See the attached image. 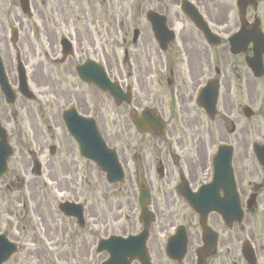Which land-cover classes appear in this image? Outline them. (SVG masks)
<instances>
[{"label": "flooded vegetation", "instance_id": "1", "mask_svg": "<svg viewBox=\"0 0 264 264\" xmlns=\"http://www.w3.org/2000/svg\"><path fill=\"white\" fill-rule=\"evenodd\" d=\"M242 2L29 0L30 19L18 4L2 7L20 33L4 40V70L16 89V52L33 93L8 104L0 91L17 154L0 188L15 204L23 193L31 201L22 231L9 233L25 245L12 264H102L99 241L143 231L140 196L151 264H264V149L254 150L264 146V47L248 42L253 28L264 36V0ZM25 107L36 117L26 125ZM63 113L92 120L122 184L79 155ZM63 202L79 204L83 220L61 214ZM168 242L182 259L167 257Z\"/></svg>", "mask_w": 264, "mask_h": 264}, {"label": "water", "instance_id": "2", "mask_svg": "<svg viewBox=\"0 0 264 264\" xmlns=\"http://www.w3.org/2000/svg\"><path fill=\"white\" fill-rule=\"evenodd\" d=\"M25 9H26V6H25ZM20 77H21V79H20V91L23 94H26V83H25V78H24L22 73H21ZM0 84L2 85V88L4 89V91H6L7 93H10L9 86H8L7 80L5 78V74L2 70L1 62H0ZM73 122H75V120H73ZM69 125L71 128H75V125H73L72 122ZM90 127H91V125H90ZM91 129H93V130H90L88 132L86 138L83 134L82 135L80 133L74 134V139L78 143V146H79V149H78L79 152L81 153V155L84 158H86V160H90V161L94 162L100 168V170H102L106 174V177L110 182L119 181L120 179H122V172H121L120 166L116 160L115 155L113 154L112 151L107 150L105 148V146L103 145V142L101 140L97 139L95 129L94 128H91ZM9 153H10V150H9V147L6 143L5 133L0 128V175L2 173L3 168H5V162H6L7 158L10 156ZM141 237H143V236H141ZM135 239L136 238H133V239L130 238L127 240H122V241L120 240V242L123 243L122 248L124 247L126 249H129L130 247H132L133 241ZM2 241L4 242V240H2ZM7 248H8L7 250H5V249L3 250L2 248H0L1 256L3 254H5L6 251L10 250L12 248V246L8 245ZM10 252H11V250L8 252V254ZM8 254L6 256H8ZM140 255H142V254H140ZM113 257L114 256H112V258L109 261H107L108 264L114 263ZM141 260H143L142 256H141Z\"/></svg>", "mask_w": 264, "mask_h": 264}, {"label": "rangeland", "instance_id": "3", "mask_svg": "<svg viewBox=\"0 0 264 264\" xmlns=\"http://www.w3.org/2000/svg\"><path fill=\"white\" fill-rule=\"evenodd\" d=\"M0 3L3 4V5H0V53L3 56V48L5 47L4 40L9 39V29L7 28L8 27V24H7L8 17H6L2 13V7H10L14 3L16 5L17 0H0ZM29 110L30 109L28 107H25V109L23 110L24 111L23 119L27 120V122H25L24 125H26L28 122L33 123L32 120H36V117ZM23 148H25L24 143H23ZM16 160H17V154L8 162V174H10V172H12L14 170V168H13L14 164L13 163H15ZM27 160H28V157L25 156V161H27ZM8 194H6V192L3 194L2 188H0V231L6 230V231H8V233H11L15 237H17L16 233L18 231H22L20 229V227L19 228L16 227L17 221L18 220L20 221L19 217H21L22 215H26L25 213H21V212L22 211L25 212V208H23L24 205H27V208L30 209L31 201H30L28 195H26V193L25 194L23 193L24 197H22V199L20 200V203L15 204V203H13L12 199H10L8 197V196L12 195L13 193H8ZM33 194H35V193H33ZM37 194H38V196H37ZM37 194H36V201L39 199L42 200L41 192H38ZM6 195H8V196H6ZM8 201H10V204L8 203ZM42 201H44V198ZM44 202H43V204H44ZM27 218H28V216H27ZM20 226H27V224L25 221H21ZM110 229L111 228L109 227L105 230L109 231ZM27 230L28 229H26L25 231H27ZM12 235H9V236L11 237ZM23 256H24V254L22 252L18 255L17 258L21 259ZM12 263H13V261L10 262L9 264H12ZM45 263H47V261H45Z\"/></svg>", "mask_w": 264, "mask_h": 264}]
</instances>
